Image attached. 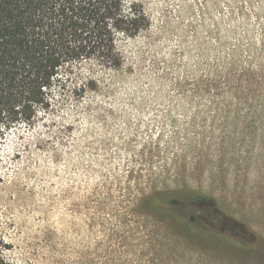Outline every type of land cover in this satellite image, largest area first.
<instances>
[{"label":"rangeland","instance_id":"rangeland-1","mask_svg":"<svg viewBox=\"0 0 264 264\" xmlns=\"http://www.w3.org/2000/svg\"><path fill=\"white\" fill-rule=\"evenodd\" d=\"M143 6L150 28L125 44L112 89L81 97L70 83L1 140L8 264H153L157 251L264 264V0ZM153 190L207 197L197 216L211 233L169 222L157 248Z\"/></svg>","mask_w":264,"mask_h":264},{"label":"trees","instance_id":"trees-1","mask_svg":"<svg viewBox=\"0 0 264 264\" xmlns=\"http://www.w3.org/2000/svg\"><path fill=\"white\" fill-rule=\"evenodd\" d=\"M150 25L143 0H0V142L13 128L45 117L56 91L70 83L81 97L112 89L126 62L125 44ZM171 193L153 190L143 198L164 232L157 248L165 246L169 222L192 236L211 233L197 211L213 202L195 192ZM172 237L175 244L182 239ZM181 257L157 251L153 264ZM0 264H8L1 249Z\"/></svg>","mask_w":264,"mask_h":264}]
</instances>
